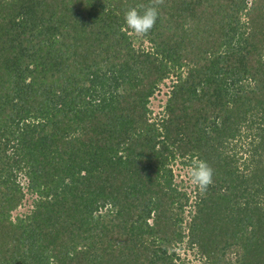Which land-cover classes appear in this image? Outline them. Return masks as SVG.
Segmentation results:
<instances>
[{"label": "trees", "instance_id": "trees-1", "mask_svg": "<svg viewBox=\"0 0 264 264\" xmlns=\"http://www.w3.org/2000/svg\"><path fill=\"white\" fill-rule=\"evenodd\" d=\"M148 3L0 0V264H264V0Z\"/></svg>", "mask_w": 264, "mask_h": 264}, {"label": "clouds", "instance_id": "clouds-1", "mask_svg": "<svg viewBox=\"0 0 264 264\" xmlns=\"http://www.w3.org/2000/svg\"><path fill=\"white\" fill-rule=\"evenodd\" d=\"M163 3L164 0H149L148 5L129 8L124 15L127 27L137 36L147 35L155 26L159 16L158 6ZM188 175L201 193H206L214 184V169L206 161H193Z\"/></svg>", "mask_w": 264, "mask_h": 264}, {"label": "rangeland", "instance_id": "rangeland-1", "mask_svg": "<svg viewBox=\"0 0 264 264\" xmlns=\"http://www.w3.org/2000/svg\"><path fill=\"white\" fill-rule=\"evenodd\" d=\"M163 95L162 94H160V95H158V97H157V99H155V100H153L152 101V104H154L153 105V107L156 109L157 108V104H158V101H161V99L162 98H164V97H162ZM189 170V169H188ZM174 172H175V174L177 175L176 176V181H179L180 179L181 180H183V182H184V184L185 185H188V188H190V186H192L193 184L191 183V180L189 179V175H188V172L189 171H187V167H180V166H178V167H174ZM30 200V199H29ZM30 202V201H29ZM29 207V203L28 204H26V205H24V206H20V208L19 209H17V211L15 212V213H17V212H23V211H25L27 208ZM181 256H186L185 257V260L187 261V263L188 264H195V260L194 259H192L193 258V255L192 254H190V253H187L186 252V255L181 251Z\"/></svg>", "mask_w": 264, "mask_h": 264}]
</instances>
